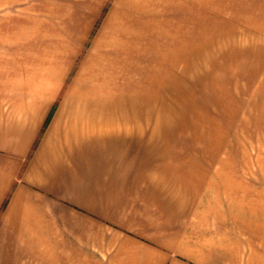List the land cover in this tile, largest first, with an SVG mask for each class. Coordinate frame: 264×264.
<instances>
[{
	"label": "crops",
	"instance_id": "crops-1",
	"mask_svg": "<svg viewBox=\"0 0 264 264\" xmlns=\"http://www.w3.org/2000/svg\"><path fill=\"white\" fill-rule=\"evenodd\" d=\"M212 1L0 0V264H264V193L131 101Z\"/></svg>",
	"mask_w": 264,
	"mask_h": 264
},
{
	"label": "rangeland",
	"instance_id": "rangeland-1",
	"mask_svg": "<svg viewBox=\"0 0 264 264\" xmlns=\"http://www.w3.org/2000/svg\"><path fill=\"white\" fill-rule=\"evenodd\" d=\"M212 2L218 13L204 16L202 33H188L202 46L182 48L184 60L171 64L172 77L156 85V94L131 101L170 120L156 134H170L172 146L217 154L253 199L264 193V0Z\"/></svg>",
	"mask_w": 264,
	"mask_h": 264
}]
</instances>
